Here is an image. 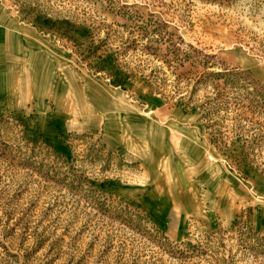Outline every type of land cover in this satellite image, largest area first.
Instances as JSON below:
<instances>
[{
	"label": "rangeland",
	"instance_id": "1",
	"mask_svg": "<svg viewBox=\"0 0 264 264\" xmlns=\"http://www.w3.org/2000/svg\"><path fill=\"white\" fill-rule=\"evenodd\" d=\"M0 264H264V0H0Z\"/></svg>",
	"mask_w": 264,
	"mask_h": 264
}]
</instances>
